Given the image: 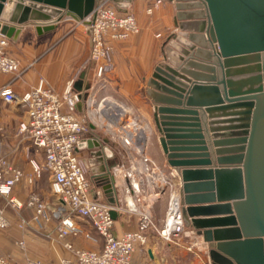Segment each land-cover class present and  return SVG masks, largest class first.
<instances>
[{
  "label": "water",
  "instance_id": "1",
  "mask_svg": "<svg viewBox=\"0 0 264 264\" xmlns=\"http://www.w3.org/2000/svg\"><path fill=\"white\" fill-rule=\"evenodd\" d=\"M103 1L0 0V34L19 32L1 20L37 33L63 16L89 25ZM174 1L179 32L164 39L148 94L161 150L180 174L185 222L211 264H264V0ZM103 177L114 204L109 168Z\"/></svg>",
  "mask_w": 264,
  "mask_h": 264
},
{
  "label": "built area",
  "instance_id": "2",
  "mask_svg": "<svg viewBox=\"0 0 264 264\" xmlns=\"http://www.w3.org/2000/svg\"><path fill=\"white\" fill-rule=\"evenodd\" d=\"M107 1L95 5L89 23V60L94 62L95 76L101 83L114 69L112 42L126 39L139 30L132 14L117 11ZM150 10L147 8L148 12ZM7 43V37L1 34L0 73L17 76L21 69L17 60L7 52ZM81 95V91L74 88L73 79L67 80L62 93L53 90L43 77L21 95L15 94L10 80L0 85V101L15 102L26 113V118L18 123L17 133L28 138L33 148L43 154L41 163L30 159L32 176L39 177L43 171L47 172L53 194L62 201V205L54 210V234L72 252V256L61 257L51 264H133L132 253L147 244L150 232L167 242L180 243L182 237L192 238L193 230L186 225L182 212L179 172L171 166L159 165L146 151L149 123L133 116L128 105L109 94H87L84 98ZM78 102H82L83 112L90 118L87 123L77 116ZM89 124L94 126L93 129L102 128L110 140L120 144L124 150V160L112 164L109 174L118 192L124 193L125 204L120 200L111 204L101 198L103 192L100 187L91 188L85 160L78 154ZM22 175L19 168L0 154V195L6 205L15 211L27 207L31 210L32 220L49 221L52 217L49 204L38 192H29L25 199L14 194L13 186ZM120 176L124 180L118 184L116 178ZM166 192V210L161 222L157 223L151 203ZM128 196L132 198V205L128 203ZM112 209L135 213V229L114 234ZM79 220L88 222L101 237L99 250L74 244V239L81 234L89 237V232L81 230ZM18 224L23 228L25 219L22 218ZM9 225L10 218L0 206V228ZM17 243L23 245L24 242L19 240ZM188 243L187 249L192 250L197 242L191 240ZM198 245L202 247L200 241ZM0 264L43 263L35 258L12 261L0 254Z\"/></svg>",
  "mask_w": 264,
  "mask_h": 264
},
{
  "label": "crops",
  "instance_id": "3",
  "mask_svg": "<svg viewBox=\"0 0 264 264\" xmlns=\"http://www.w3.org/2000/svg\"><path fill=\"white\" fill-rule=\"evenodd\" d=\"M114 2V1H113ZM119 10L131 11L139 25V31L124 40H115L113 46L114 69L101 83L96 79L94 62L89 60L90 51V27L88 24L76 21L70 17L63 16L55 23L54 28L42 33H37L34 25L29 23H8L19 29L17 35L7 37V52L13 56L21 69L17 76L0 73V85L9 81L16 95H21L25 90L34 86L40 77L45 78L47 84L56 92L62 93L67 80L73 79V86L83 94L99 96L109 94L127 104L135 113L144 116L151 130H155L153 123V102L149 97L148 81L157 62L161 61L160 50L166 36L174 29V16L176 12L174 0H120L114 2ZM156 3V5H155ZM155 5L151 12L147 7ZM1 35V34H0ZM1 104H10L11 111L6 112ZM77 114L84 115L83 104L78 102ZM26 118L25 111H21L15 102L7 103L0 101V154H2L12 165L19 168L23 175L14 184L13 192L20 198L25 199L29 192H38L49 204L51 219L46 222H37L31 219V210L23 207L15 211L6 205L5 199L0 195V206L4 207L6 215L10 218V225L0 228V254L12 261L22 262L27 258L41 260L43 264H51L61 257H71L72 252L65 248L59 238L54 234L56 219L54 210L62 205L60 198L53 194L50 187V175L43 171L39 177L32 176V165L30 159L41 163L43 154L35 150L28 138L17 133L18 123ZM149 136L147 153L151 156L158 155L161 147L158 141ZM99 137L95 129H90L86 139L98 140L99 146H88L78 148V154L83 156L88 153L89 179L91 188L102 189L101 198L108 201L104 192L103 175L107 169L118 162V148L107 140ZM156 142V144L154 143ZM107 145V146H106ZM106 146L104 149L103 147ZM157 146V147H156ZM162 163L166 166L167 161L161 152ZM170 167V166H169ZM32 177V180L29 179ZM121 181H118V184ZM118 200H125L124 193L120 190ZM113 233L121 234L124 231L133 230L136 227V216L124 210H115ZM157 215V214H156ZM162 218V214L157 215ZM25 219L26 224L22 228L18 222ZM83 232H89V237L79 235L74 239L78 247L99 250L102 247V239L84 221L79 220ZM187 225V224H186ZM193 235L202 247L208 250V243L201 235ZM23 240V245L17 242ZM188 254L183 250L181 243L167 242L160 239L154 232L148 235V242L143 248H137L132 253L133 264H208L209 258L206 253L199 257L187 258Z\"/></svg>",
  "mask_w": 264,
  "mask_h": 264
},
{
  "label": "rangeland",
  "instance_id": "4",
  "mask_svg": "<svg viewBox=\"0 0 264 264\" xmlns=\"http://www.w3.org/2000/svg\"><path fill=\"white\" fill-rule=\"evenodd\" d=\"M107 3L109 4V5H112V6H114L115 7V9L117 10V11H119V12H121V13H130V14H132L133 15V13L131 12V11H127V10H119L117 7H116V5H115V3L112 1V0H108L107 1ZM157 3V2H156ZM156 3H155V5H156ZM154 5V6H155ZM153 5H150V6H148L147 8H151V10L153 9V7H154ZM151 10H150V12H151ZM134 16V15H133ZM134 18H135V16H134ZM135 20H136V18H135ZM136 23H137V25H138V22L136 21ZM138 27H139V25H138ZM174 27V29L176 30L177 28L175 27V26H173ZM139 31V30H138ZM137 31V32H138ZM177 31H178V29H177ZM136 32V33H137ZM176 32V31H175ZM136 33H133V34H136ZM129 38V37H128ZM127 39V38H126ZM122 40H124V39H122ZM115 41V40H114ZM112 57H113V50H112ZM160 58H161V60H163V52H162V49L160 50ZM114 61V60H113ZM117 99V98H116ZM119 100V99H118ZM121 101V100H120ZM123 102V101H122ZM123 103H125V102H123ZM126 105H128V107L131 109V111H132V113H133V116H136V117H138V118H140L141 120H144V121H147V119L144 117V116H142V115H140V114H138V113H135L134 112V110H133V108L129 105V104H127V103H125ZM18 107H20V109H21V111L23 112L24 111V109L20 106V105H18ZM1 108L2 109H4L6 112H10L11 111V105L10 104H1ZM77 116H78V114H77ZM78 118H80V120H82L83 122H88V121H90V118L89 117H87V115L86 114H84L82 117H79L78 116ZM152 119H153V116H152ZM148 122V121H147ZM149 123V122H148ZM153 123H154V121H153ZM149 126H150V133H149V136H151V133H153V138L156 140V136H157V134H158V132H157V130H156V128H155V130H153V132H152V130H151V125L149 124ZM154 126H155V124H154ZM95 130H96V132L99 134V137L100 138H102L103 136L104 137H106L107 138V140L112 144V146L113 145H115V148L117 147L118 148V162H122L123 160H124V158H125V153H124V150L121 148V146H120V144H118V143H116V142H114V141H112V140H110V137L106 134V132L102 129V128H99V127H95ZM90 133V129H89V127L87 128V130H86V132H85V135H84V140L87 138V135ZM148 140H149V137H148ZM147 143H148V141H147ZM154 143L156 144V142L154 141ZM107 146V145H106ZM84 147V146H83ZM157 147V146H156ZM147 151V150H146ZM162 152V151H161ZM161 152L159 151V149H158V155L157 156H150L152 159H154V161L155 162H157L159 165H164L163 163H162V160H163V157H162V154H161ZM164 155V154H163ZM79 156L82 158V159H84L85 160V163H86V166H87V175H89V162H88V157H89V155H88V153H86V155H82V154H79ZM168 167V166H167ZM89 177V176H88ZM91 181V180H90ZM120 193H118V195H119ZM142 195V194H141ZM167 202H168V194H167V192L166 193H162L161 195H160V197L159 198H157L156 200H154L152 203H151V201H149V203H151V211H152V213H153V215H154V218H155V221L157 222V223H160L161 222V220H162V218H163V216H164V213H165V210H166V206H167ZM126 202H125V200L123 201V204H125ZM138 203V202H137ZM124 211H127V210H125L124 209ZM128 213H131V214H134L135 215V213H133V212H129V211H127ZM158 212L160 213V214H162V218H160L159 219V217L157 216L158 215ZM157 214V215H156ZM136 216V215H135ZM196 234V233H195ZM191 240H193V241H196L197 243H196V246L195 247H193L192 248V250H189V249H187V244H189L188 242H190ZM180 243H181V245H182V248H183V250L188 254V256H187V258H188V261H189V259H191V258H194V257H199L200 256V254L201 253H206L207 254V252H206V249H204L203 247H201V246H199L198 244H199V240L197 239V238H195L194 236L191 238V237H182V239H181V241H180ZM180 243H177V244H180ZM207 256H208V254H207ZM208 264H211L210 263V261H208Z\"/></svg>",
  "mask_w": 264,
  "mask_h": 264
},
{
  "label": "bare ground",
  "instance_id": "5",
  "mask_svg": "<svg viewBox=\"0 0 264 264\" xmlns=\"http://www.w3.org/2000/svg\"><path fill=\"white\" fill-rule=\"evenodd\" d=\"M121 177V178H120ZM120 177H117L116 179V181H123L124 180V178L122 177V176H120ZM123 178V179H122ZM127 200H128V203L130 204V205H132L133 204V201H132V198H131V196H128L127 197Z\"/></svg>",
  "mask_w": 264,
  "mask_h": 264
}]
</instances>
